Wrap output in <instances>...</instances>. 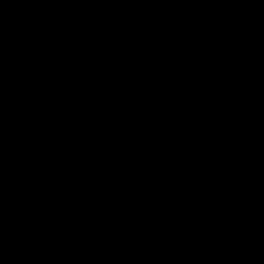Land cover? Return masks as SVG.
Listing matches in <instances>:
<instances>
[{
	"label": "water",
	"instance_id": "obj_1",
	"mask_svg": "<svg viewBox=\"0 0 264 264\" xmlns=\"http://www.w3.org/2000/svg\"><path fill=\"white\" fill-rule=\"evenodd\" d=\"M0 264H264V0H0Z\"/></svg>",
	"mask_w": 264,
	"mask_h": 264
}]
</instances>
